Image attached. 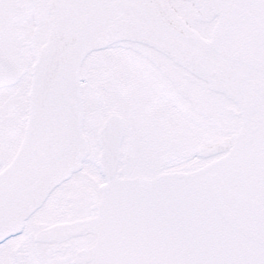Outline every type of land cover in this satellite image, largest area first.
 <instances>
[{
	"label": "snow or ice",
	"instance_id": "obj_1",
	"mask_svg": "<svg viewBox=\"0 0 264 264\" xmlns=\"http://www.w3.org/2000/svg\"><path fill=\"white\" fill-rule=\"evenodd\" d=\"M0 264H264V0H0Z\"/></svg>",
	"mask_w": 264,
	"mask_h": 264
}]
</instances>
